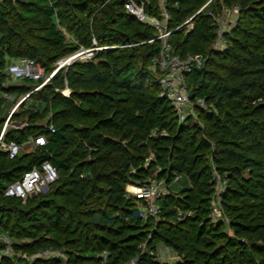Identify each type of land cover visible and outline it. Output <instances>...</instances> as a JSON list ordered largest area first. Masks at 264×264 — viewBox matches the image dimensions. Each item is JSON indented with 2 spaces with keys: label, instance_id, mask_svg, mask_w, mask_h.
Instances as JSON below:
<instances>
[{
  "label": "trees",
  "instance_id": "16d2710c",
  "mask_svg": "<svg viewBox=\"0 0 264 264\" xmlns=\"http://www.w3.org/2000/svg\"><path fill=\"white\" fill-rule=\"evenodd\" d=\"M131 1L0 0V92L30 94L12 114L22 126L7 129L5 142L25 145L41 135L48 141L14 160L0 150V233L22 241L17 249L30 254L65 250L68 264H170L158 258L164 244L181 258L177 264H264V0H216L191 28L173 33L177 54L206 60L186 75L195 115L184 122L161 94L151 62L162 49L146 43L156 30L126 10ZM208 1L166 0L168 28ZM145 3V12L161 17L160 0ZM223 5L242 11L227 48L216 51L215 15ZM94 47L106 49L61 69L39 91L31 80L7 86L11 60L28 57L52 72L62 58ZM6 101L0 97V107ZM47 160L59 174L48 193L26 203L5 197ZM177 176H187L191 187L178 189ZM154 177L169 189L159 216L144 219L127 188ZM217 178L228 228L211 221ZM1 252L0 264H62Z\"/></svg>",
  "mask_w": 264,
  "mask_h": 264
},
{
  "label": "built area",
  "instance_id": "2783aa9c",
  "mask_svg": "<svg viewBox=\"0 0 264 264\" xmlns=\"http://www.w3.org/2000/svg\"><path fill=\"white\" fill-rule=\"evenodd\" d=\"M216 0H209L207 4L202 7L195 15L191 16L175 30L168 28L169 13L166 10V0H160L161 17H154L145 12V0H132L126 4V10L135 16L139 22L147 24L156 30V35L148 40L146 43L160 42L162 49L151 62L153 66L160 72L159 83L161 85V94L166 97L176 110L179 121L184 122L191 115H195V103L192 101V96L187 87L186 75L192 73L194 69H200L205 66L206 60L202 55H189L181 57L176 53V50L171 44L172 35L176 30H181L184 27L191 28L194 17L204 12V10ZM241 7L238 5L224 6L221 8V13L215 15V24L217 27V39L214 42L213 49L216 51H223L227 48L228 43L226 35L231 33L236 27L241 14ZM106 49L104 47H94L87 50L85 48L77 51V55L71 56L67 59L60 60L52 72H48L42 65L31 58H18L11 60L7 65V74L15 81L31 80L40 83L33 92L39 91L51 82V79L61 69L73 65V63L83 56H92L94 51ZM90 60V59H86ZM65 96L68 94L63 93ZM7 97V95H6ZM27 99V98H26ZM25 99V100H26ZM196 104L206 109L207 105L204 100H197ZM17 109V107H16ZM14 109L11 116L5 122V125L0 130V150H5L9 153V158L14 160L24 150V147H31V152H35L43 148L47 144L45 136L38 137L31 136L25 145H19L15 141L6 144L5 138L7 136V129L11 122L12 114L16 111ZM51 132L56 130L51 126ZM152 158V157H151ZM59 174L53 163L49 160L41 163L40 166H35L30 171L23 174L21 179L11 184L5 191V197L20 198L26 201L34 194H46L50 188L58 181ZM181 176H177L174 183H179ZM169 185L165 179L157 177L149 179L145 185H130L127 188V193L135 196L139 200L138 209L144 219L149 217H158L161 213L159 201L166 194ZM224 187L220 178H217L216 192L217 195L212 201V223H222L227 228L229 220L223 208L220 206L221 192ZM22 241L13 239L7 234H0V247H2V255L11 258L22 260L27 263L35 261H49L58 260L62 264H68V254L65 250L56 247H49L34 252L33 254L17 249L16 244ZM146 249V248H145Z\"/></svg>",
  "mask_w": 264,
  "mask_h": 264
},
{
  "label": "rangeland",
  "instance_id": "374dc122",
  "mask_svg": "<svg viewBox=\"0 0 264 264\" xmlns=\"http://www.w3.org/2000/svg\"><path fill=\"white\" fill-rule=\"evenodd\" d=\"M17 1V0H16ZM221 11H219L217 14H220ZM67 35V38L69 40H71V36L66 33ZM74 55H77V53L73 54V55H70V56H67L65 58H62V59H67L71 56H74ZM94 56V54L92 56H83L80 60H86V59H92ZM61 59V60H62ZM68 67V66H67ZM67 67H65L64 69H66ZM7 73V71L5 72ZM7 86H12V85H18V84H22L21 82L19 81H15L12 77H10L9 75L7 76ZM62 94L65 93V94H68L70 95L71 91L69 89H65L63 91H61ZM7 94H4L3 92H0V97H4L7 101L0 107V126L2 125L3 121L7 119L11 116L10 114L12 113V111L14 109H16V107L21 103L23 102L26 97L28 96H21V97H16V96H10V95H7ZM31 104V102H29V105ZM43 108V105L41 106ZM16 111H20V108H17ZM5 121V122H6ZM39 124L41 125H45L46 122H40ZM5 125V123L3 124V126ZM2 126V127H3ZM22 125L21 124H18L14 121H11L9 126H8V129H13V128H20ZM31 152V147H24V153H30ZM178 189L180 190H183V189H189L191 187V183L189 181V178L187 176H182V178L179 180V183L177 184ZM177 189V188H176ZM1 234V233H0ZM158 258L162 261V262H167V263H170V264H177L179 262H181V258H179V256L177 255V253L167 247L165 244L164 245H161L159 248H158ZM131 264H134L133 262Z\"/></svg>",
  "mask_w": 264,
  "mask_h": 264
},
{
  "label": "water",
  "instance_id": "95a60500",
  "mask_svg": "<svg viewBox=\"0 0 264 264\" xmlns=\"http://www.w3.org/2000/svg\"><path fill=\"white\" fill-rule=\"evenodd\" d=\"M29 96H30V94H28V96H27L26 98L28 99ZM27 99H26V100H27ZM26 100H24L23 102H21V103L17 106V108H19V106H20L22 103H24ZM32 196H35V195L33 194Z\"/></svg>",
  "mask_w": 264,
  "mask_h": 264
}]
</instances>
